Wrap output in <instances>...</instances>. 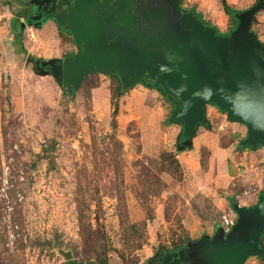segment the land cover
<instances>
[{
	"label": "rangeland",
	"instance_id": "374dc122",
	"mask_svg": "<svg viewBox=\"0 0 264 264\" xmlns=\"http://www.w3.org/2000/svg\"><path fill=\"white\" fill-rule=\"evenodd\" d=\"M16 1L0 0V256L4 264L88 263L83 256L82 224L91 225L93 231L100 228L110 249L109 264H151L162 253L166 256L162 264H170L169 257L184 252L186 247L181 245L189 243L188 239L196 243L202 238L192 239L189 228L212 232L221 217L195 193L200 185L196 184L199 170L194 174L186 164L187 158L180 156L181 129L170 131L166 125L172 109L163 103L168 108L164 122L150 127L154 119L151 112L143 115L146 121L142 124L129 121L126 117L130 111L123 116L120 108L116 135L124 148L117 156L109 136L113 132L114 112L110 76L91 77L89 85L96 87L85 86L72 98L73 89L60 85L53 75V66L46 64L57 62L59 66L67 58L78 56L84 51V44L61 26L63 22L58 17L43 21L38 17L37 24L15 34L13 23L17 26L21 22L20 18V22H13L19 13ZM115 1L99 3L110 7ZM184 1V10L195 2ZM201 1L213 14L222 15L226 25L227 8L248 10L258 0ZM209 15L207 12L205 21L212 23ZM263 15L264 11L255 15L251 28L262 44ZM229 29L228 26L224 34ZM136 87L140 91L145 88L140 84ZM216 108L209 109L213 115L209 119L216 129L212 131L214 136L226 133V128L218 129V119H226L227 114H220ZM145 124L151 129L145 132L156 139L154 143L160 139L163 142L143 153L140 140ZM233 135L228 130L222 144ZM163 152L181 157V179L170 174L154 177L157 171L148 160L159 159ZM113 155L118 158L120 176H116L114 166L105 162ZM143 164L151 168L149 175ZM247 197L244 206L250 207L253 201ZM149 211L153 221L147 223L140 241L125 227L146 221ZM19 214L22 225L14 227L12 218ZM20 241L25 245L24 251L17 249ZM65 254H70L71 259ZM246 264L259 263L256 257H249Z\"/></svg>",
	"mask_w": 264,
	"mask_h": 264
},
{
	"label": "water",
	"instance_id": "95a60500",
	"mask_svg": "<svg viewBox=\"0 0 264 264\" xmlns=\"http://www.w3.org/2000/svg\"><path fill=\"white\" fill-rule=\"evenodd\" d=\"M263 1L236 14L237 28L222 36L183 10L180 0H117L110 7L74 0L56 18L84 51L59 66L46 65L70 89H80L91 74L117 73L125 86L153 82L173 106L171 122L183 126L186 140L179 150L193 146L200 127L212 128L210 105L245 125L243 146L256 150L264 146V44L251 27ZM233 211L237 222L229 233L220 228L213 237L189 242L184 252L169 257L170 264H246L249 257L264 256V194L251 207L233 203Z\"/></svg>",
	"mask_w": 264,
	"mask_h": 264
},
{
	"label": "crops",
	"instance_id": "0c3cea01",
	"mask_svg": "<svg viewBox=\"0 0 264 264\" xmlns=\"http://www.w3.org/2000/svg\"><path fill=\"white\" fill-rule=\"evenodd\" d=\"M16 2L17 5H20L18 1ZM191 8H194L197 13L201 14L204 20L206 18L207 12H210L211 15L208 16V19L212 20L211 24L217 27L221 34H224V30H226L229 26V23H227L228 25H224V19L222 18V15H217L216 13L213 14L211 12V9L206 7L201 0H195L194 5L191 6ZM234 10H238L240 12L246 11L236 8ZM15 18L13 19V22L18 23L19 17L16 19ZM142 82L137 83L133 86H126L127 91L125 92V95L121 101V113L124 116L126 115V111H130V114H128L126 118L129 121H140V123L143 124V122L146 121L143 120V115L146 112H151L152 115L154 114V119L151 121V125L148 126L156 127V125H158L159 127L161 123L164 122V116L168 114V108H166L163 103H167L172 111L173 106L170 102H167V99L165 100V96L161 92L156 91V89L154 88L143 85ZM138 84L145 87H143V91H140V89L136 87L138 86ZM159 90L162 91L160 88ZM125 101V107L122 108ZM217 110L220 114L223 113L218 108ZM172 111L169 113L166 125L169 126L170 131L178 130L179 132V130L181 129L180 135L178 137L180 139L183 133V126L179 123L171 122L170 118L172 115ZM218 118L219 117L217 116L215 120H217ZM211 123L212 128L210 130L206 129L205 127H200L197 130V132H199L197 134V137L195 136V138L193 139V146L191 148H186L188 150H180L181 152H183L180 156L187 158L186 164L193 168L194 174L195 171L197 172L199 170V173L197 172L198 180L196 181V184L200 185L195 193L200 194L204 198V201H207L209 205L211 204L217 212L221 213L222 216V214L227 211H233V204L231 206L229 202L230 198H235L239 205L247 207L244 206L246 205L244 202L246 199L245 191H248L250 189H257L259 191L257 192L256 190V192L251 193V195L247 197L250 198L251 201H253L252 206H254V203H257L261 192L264 191V146H261L256 150H253L250 147L243 146V142L248 137V128L243 124L232 123L228 121L227 118L218 119V129H220V131H225L226 128V133L228 130H231L232 134L234 135L233 137L231 136V139H227V142L223 146L222 142L225 139L222 141L221 139L226 133H222L221 135L220 132V135L214 136L212 134V131H215L216 129H213V122ZM201 128L204 129V132H201L200 134ZM147 129L148 127L146 126V124L141 128L143 134L141 135L140 142L143 153H145V150L149 147H151L152 151V147L160 146L163 142L162 139H160L158 143H154V141L156 142V139H152L151 137L154 136L145 132V130ZM149 130L151 129H148L147 131ZM203 148L209 151V158L206 162L205 168H202L200 162L201 150ZM187 165L186 168L189 170V166ZM187 174H189V171ZM220 228L221 217L220 221L215 223L212 232H205L201 230H199L201 231L199 232L197 228H189L190 237L192 239H199L204 236L213 237L217 230ZM198 233H200L199 237L197 236Z\"/></svg>",
	"mask_w": 264,
	"mask_h": 264
},
{
	"label": "trees",
	"instance_id": "16d2710c",
	"mask_svg": "<svg viewBox=\"0 0 264 264\" xmlns=\"http://www.w3.org/2000/svg\"><path fill=\"white\" fill-rule=\"evenodd\" d=\"M184 2H185L184 0H180V5H181L182 9H183ZM258 2H259V0L257 1V3ZM263 3H264V1H263ZM187 11L195 13L197 15V17L201 21H203V23H205V25L215 28L219 35H223V36L230 35V33H232L237 28V26L239 24L238 20L236 19V14H238L240 11L227 8V11H228L227 13L229 14V28L230 29H229L228 33L221 34V32L219 31V29L217 27L213 26L210 22L205 21L203 19L202 15L197 13L194 8H191ZM261 11H264V7L261 8L259 12H261ZM252 26H253V24H252ZM13 31L15 32V34H19L22 31V29L20 27L15 26V24L13 23ZM251 31L253 32L252 29H251ZM68 33L70 34V32H68ZM98 75L99 74H91V75L87 76L84 79L83 84L81 85L80 89H82V90L85 89V86H88L89 89L95 88L96 87L95 84L92 86L89 85L90 84V78L93 76H98ZM110 79H111L112 85H113L111 88V96H112L111 99L114 102V112H113V119H112V123H111L113 132L109 136H110V139L114 142L116 150H117L116 151L117 156H119V153H121L120 151L123 150L124 146H123V143H121L117 139L116 130L118 127H117V123H116V118L119 114L120 107H121V101L125 95V92L127 91V87L123 84L120 75L117 73L111 74ZM142 84L147 86V87L159 90V87H156L153 82L143 81ZM77 90H79V89H73L72 93H70V96L72 98L75 97L76 93L78 92ZM160 92L165 96L164 98L166 100L167 98H166V95L164 94V92H162V91H160ZM167 102H169V101L167 100ZM169 124H176V123H169ZM181 137H182L181 140L184 142L186 139L183 136H181ZM180 144H182V143H180ZM222 145L224 146V144H222ZM186 150H188V149H186ZM179 152H180V150H179ZM117 156L113 155L110 161L108 159H106L105 162H108L109 163L108 165L111 167L114 166L115 171L117 173L116 176H120L121 175V167L119 165H117V163H118ZM208 158H209V151L207 149L203 148L201 150V160H200L202 168L206 167V162H207ZM148 161H149V164L154 167L155 171H157V175L154 176L155 178L158 179L159 175H162V174H170L172 176H177V178H179V179L182 178V176H181L182 170H181V165L178 161V154L163 152L160 155L159 159H157V160L149 159ZM143 169H144V171H146L148 173V175L150 174V172H151L150 167H147L145 164H143ZM145 194H147V192ZM261 194H264V191L261 192ZM228 200H229V198H228ZM229 202H230L231 206L233 203H237L235 198H230ZM121 204H122V202H121ZM151 221H153V215L149 211V215H148V218L146 221H144L142 223H138V224H129L128 223L127 227H125L126 232L127 233L131 232V234L134 238L140 239V241H142L144 236H145V229H146L147 223L151 222ZM12 224L14 227L15 226L17 227L18 224L20 226L22 225L21 214L14 216L12 218ZM81 224H82V222H81ZM81 235L83 238V256H84V259L88 261V263H86V264H109V256L108 255H109L110 249L108 247V244L105 243V238H104L103 234L100 232V228H98L96 231H93L91 225L86 226L85 224H82L81 225ZM188 241L190 242L191 240L188 239ZM2 244L5 245V242L2 241ZM187 244L181 245V248H185V247L187 248ZM262 244H263V248H264V234L262 236ZM138 246H140V245H138ZM178 248L176 247V249H178ZM17 249L24 251L25 245H24L23 241L19 242V246L17 247ZM122 259L125 260V257L122 256ZM256 259H257L259 264H264V256H259ZM3 260L4 259L0 256V264H4ZM13 260L14 259L12 257H10L9 261L12 262ZM90 260H94V262L92 263V262H90ZM73 264H84V263L74 262ZM133 264H136V263H133ZM183 264H188V263H183Z\"/></svg>",
	"mask_w": 264,
	"mask_h": 264
},
{
	"label": "flooded vegetation",
	"instance_id": "af4514ba",
	"mask_svg": "<svg viewBox=\"0 0 264 264\" xmlns=\"http://www.w3.org/2000/svg\"><path fill=\"white\" fill-rule=\"evenodd\" d=\"M20 5L18 6V17L20 18V21L26 22L22 23L20 22V25H17V27H20L22 31H25L27 27L34 26L38 23L37 19L38 17H41V21L46 19H51L53 17H56L58 15H66L69 11V8L73 6L74 0H30V1H21L17 0ZM112 1L115 0H109L108 4H111ZM17 17V18H18ZM23 17V18H21ZM18 18V19H19ZM24 20V21H23ZM27 26V27H26ZM41 63L46 61H40ZM46 69L49 70V67ZM178 138V141L182 143L183 141ZM162 257H158L151 262V264H162L163 258H165V254L162 253Z\"/></svg>",
	"mask_w": 264,
	"mask_h": 264
},
{
	"label": "built area",
	"instance_id": "2783aa9c",
	"mask_svg": "<svg viewBox=\"0 0 264 264\" xmlns=\"http://www.w3.org/2000/svg\"><path fill=\"white\" fill-rule=\"evenodd\" d=\"M210 106H213V105H210ZM214 108H216V107L214 106ZM214 108L213 107H211V108L207 107L208 119H209V117L212 118V116H213L209 109H214ZM216 110H217V108H216ZM253 192H256V189H253V190L250 189L248 191H245V196H249ZM236 222H237V215L235 214L234 211H227V212L223 213L221 216V228L224 230V232L226 234L229 233L233 229Z\"/></svg>",
	"mask_w": 264,
	"mask_h": 264
}]
</instances>
